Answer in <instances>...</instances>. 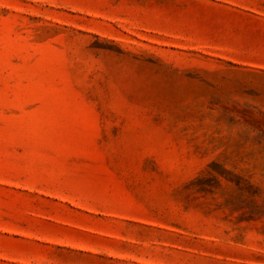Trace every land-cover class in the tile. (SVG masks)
<instances>
[{
  "label": "rangeland",
  "instance_id": "rangeland-1",
  "mask_svg": "<svg viewBox=\"0 0 264 264\" xmlns=\"http://www.w3.org/2000/svg\"><path fill=\"white\" fill-rule=\"evenodd\" d=\"M0 264H264V0H0Z\"/></svg>",
  "mask_w": 264,
  "mask_h": 264
}]
</instances>
